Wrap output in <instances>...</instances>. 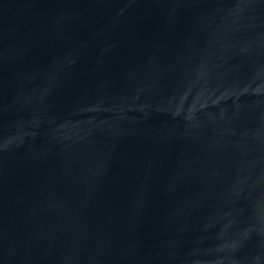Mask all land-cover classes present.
<instances>
[{
	"label": "water",
	"instance_id": "water-1",
	"mask_svg": "<svg viewBox=\"0 0 264 264\" xmlns=\"http://www.w3.org/2000/svg\"><path fill=\"white\" fill-rule=\"evenodd\" d=\"M0 264H264V0H0Z\"/></svg>",
	"mask_w": 264,
	"mask_h": 264
}]
</instances>
